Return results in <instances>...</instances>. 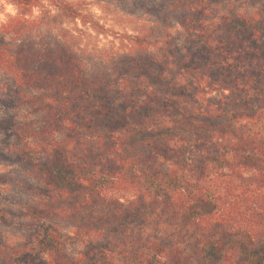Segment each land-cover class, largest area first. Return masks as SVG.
<instances>
[{"label":"trees","instance_id":"obj_1","mask_svg":"<svg viewBox=\"0 0 264 264\" xmlns=\"http://www.w3.org/2000/svg\"><path fill=\"white\" fill-rule=\"evenodd\" d=\"M6 1L0 264H264V0Z\"/></svg>","mask_w":264,"mask_h":264},{"label":"rangeland","instance_id":"obj_2","mask_svg":"<svg viewBox=\"0 0 264 264\" xmlns=\"http://www.w3.org/2000/svg\"><path fill=\"white\" fill-rule=\"evenodd\" d=\"M88 8L94 14L95 19L107 30L119 32L120 35L113 36L111 33H100L90 28H86V33L82 38V43L94 48L104 49V52L113 50H124L126 40L125 33L134 34L140 31L141 23L145 22L141 16L130 14L124 11L118 0H87ZM8 5H12L5 0V3L0 4V13L3 14V19L8 15H12L6 11ZM13 6V5H12ZM16 14V8L13 6ZM82 28V27H81ZM94 47V48H93ZM99 50V49H98ZM102 51V50H101Z\"/></svg>","mask_w":264,"mask_h":264},{"label":"clouds","instance_id":"obj_3","mask_svg":"<svg viewBox=\"0 0 264 264\" xmlns=\"http://www.w3.org/2000/svg\"><path fill=\"white\" fill-rule=\"evenodd\" d=\"M3 3H5V0H0V4H3ZM6 11L8 13H11L12 15H15V10H14L12 5H8L6 8ZM2 19H3V14L0 13V20H2Z\"/></svg>","mask_w":264,"mask_h":264}]
</instances>
